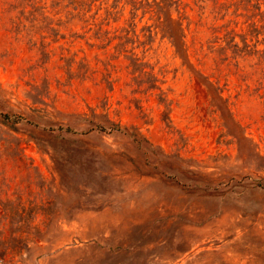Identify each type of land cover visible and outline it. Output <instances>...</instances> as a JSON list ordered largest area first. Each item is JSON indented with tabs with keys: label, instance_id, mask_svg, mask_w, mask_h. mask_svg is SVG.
I'll return each mask as SVG.
<instances>
[{
	"label": "rangeland",
	"instance_id": "obj_1",
	"mask_svg": "<svg viewBox=\"0 0 264 264\" xmlns=\"http://www.w3.org/2000/svg\"><path fill=\"white\" fill-rule=\"evenodd\" d=\"M0 112V264H264V0H0Z\"/></svg>",
	"mask_w": 264,
	"mask_h": 264
},
{
	"label": "trees",
	"instance_id": "obj_2",
	"mask_svg": "<svg viewBox=\"0 0 264 264\" xmlns=\"http://www.w3.org/2000/svg\"><path fill=\"white\" fill-rule=\"evenodd\" d=\"M172 1H178V0H172ZM175 9H176L177 11H178V9H179V4H178V2H177V4H176V8H175ZM96 12H97V11H95V13H96ZM0 115L2 116L3 119H8V118H10V116H9L7 113H2V112H0ZM16 118L19 119V118H22V116H21V115H17ZM59 127H60V126H59ZM95 127L98 128V129H100V130H104V129H106L105 126L100 125V124H96ZM48 128H50V127H48ZM64 128H65V130H71V131H73V129H72L71 127H69V126H65ZM109 129H112V130H113V129L122 130L123 128H122V126L119 125V124H114L113 126H110ZM263 187H264V185H263Z\"/></svg>",
	"mask_w": 264,
	"mask_h": 264
}]
</instances>
